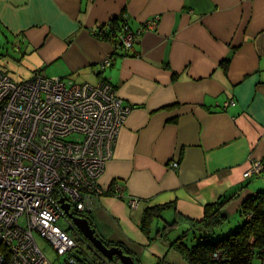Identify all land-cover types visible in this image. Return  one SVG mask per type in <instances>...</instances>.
I'll list each match as a JSON object with an SVG mask.
<instances>
[{
  "label": "crops",
  "instance_id": "0c3cea01",
  "mask_svg": "<svg viewBox=\"0 0 264 264\" xmlns=\"http://www.w3.org/2000/svg\"><path fill=\"white\" fill-rule=\"evenodd\" d=\"M122 11L133 33L155 27L103 67L113 45L93 33ZM2 36L28 80L105 81L130 107L98 182L123 185L138 206L107 194L84 212L105 243L140 262L154 222V240L169 249L168 236L202 220L206 205L229 199L226 232L240 224L241 204L264 192V172L243 176L264 165V0H0ZM155 206L165 208L145 237L141 217Z\"/></svg>",
  "mask_w": 264,
  "mask_h": 264
},
{
  "label": "built area",
  "instance_id": "2783aa9c",
  "mask_svg": "<svg viewBox=\"0 0 264 264\" xmlns=\"http://www.w3.org/2000/svg\"><path fill=\"white\" fill-rule=\"evenodd\" d=\"M155 24L156 19L122 35L124 48ZM110 64L109 58L102 66ZM129 110L107 82L77 84L35 74L16 83L0 71V264H49L35 235L65 257L64 264H81L73 252L84 264H104L58 226L60 218L71 223L59 200L79 216L105 194L98 181ZM263 172L264 165L255 162L243 176ZM111 190L137 208L136 199L123 196V185L115 182Z\"/></svg>",
  "mask_w": 264,
  "mask_h": 264
},
{
  "label": "trees",
  "instance_id": "16d2710c",
  "mask_svg": "<svg viewBox=\"0 0 264 264\" xmlns=\"http://www.w3.org/2000/svg\"><path fill=\"white\" fill-rule=\"evenodd\" d=\"M127 32L131 31L128 28L125 13L122 11L117 17L98 26L93 36L99 40L108 41L113 45L114 51L110 57L111 59L113 55L117 54V51L126 49L121 43L120 37ZM115 182L116 181L112 182L104 195L108 194L113 196L111 187ZM228 201L229 199H224L206 205L202 220L189 221V230L199 234L200 242L187 246L183 242L185 234L170 241L169 249L177 252L182 257L185 264H252L253 260L261 261L263 259L264 192H259L247 198L241 204L240 224L222 233L218 229L226 223L227 219L225 218L224 205H226ZM164 208L165 207L155 206L143 211L140 221V230L144 232V234L148 233L149 225L153 218L159 217ZM78 215L89 220L84 213H79ZM89 223L93 228L90 220ZM170 226H172V224ZM67 233L69 234L68 231ZM69 235L81 243L79 239H76L74 233H70ZM209 237H215L217 239L209 240ZM105 245L108 247L119 246L125 254L133 258L135 261L134 264H140L135 256L123 245L108 243H105ZM90 255L92 259L99 261L91 253ZM116 261L117 260L114 259V262ZM99 262L102 263L101 261Z\"/></svg>",
  "mask_w": 264,
  "mask_h": 264
},
{
  "label": "rangeland",
  "instance_id": "374dc122",
  "mask_svg": "<svg viewBox=\"0 0 264 264\" xmlns=\"http://www.w3.org/2000/svg\"><path fill=\"white\" fill-rule=\"evenodd\" d=\"M10 38V37H9ZM2 36V42L0 44V71L5 73L13 82H18L22 80H28L26 74L20 75V58L15 54L14 43H11L10 39ZM1 40V39H0ZM116 92V91H115ZM117 95V94H116ZM157 222V221H156ZM58 226L68 231L69 234L72 232L69 229V224L64 218H60L58 221ZM155 222L153 223L150 231V237L153 238L149 243L150 245L141 249L139 259L140 264H183L184 261L182 257L175 251L167 248V244L164 241L154 240L155 233ZM220 232H224L222 229H218ZM185 234L183 242L187 246H191L200 242V236L198 233L190 231L188 228H178L174 233L168 236L169 241H173L178 237ZM145 236V234H143ZM146 237V236H145ZM77 239V238H76ZM215 237H209V240H216ZM35 240L39 248L45 254L49 264H64L65 257H59L56 255L52 247L47 244L44 240L40 239L35 235ZM148 243V244H149ZM81 245H83L81 243ZM163 245H166L165 247ZM84 246V245H83ZM158 247V249L156 248ZM168 249V250H167ZM160 258V259H158ZM185 264V263H184Z\"/></svg>",
  "mask_w": 264,
  "mask_h": 264
},
{
  "label": "water",
  "instance_id": "95a60500",
  "mask_svg": "<svg viewBox=\"0 0 264 264\" xmlns=\"http://www.w3.org/2000/svg\"><path fill=\"white\" fill-rule=\"evenodd\" d=\"M60 208L63 210L65 218L69 219V229L74 233L77 239L86 246L87 250L99 261L104 264H111L116 259L120 264H134L133 258L125 254L119 246H107L97 237L89 220L84 217H79L70 212V205L65 203L63 199L59 200ZM78 263H83V260L76 254L71 253Z\"/></svg>",
  "mask_w": 264,
  "mask_h": 264
},
{
  "label": "flooded vegetation",
  "instance_id": "af4514ba",
  "mask_svg": "<svg viewBox=\"0 0 264 264\" xmlns=\"http://www.w3.org/2000/svg\"><path fill=\"white\" fill-rule=\"evenodd\" d=\"M70 233L73 234L72 232H70ZM84 247H85L86 251L89 252L85 245H84ZM89 254H90V252H89ZM81 264H83V263H81Z\"/></svg>",
  "mask_w": 264,
  "mask_h": 264
}]
</instances>
